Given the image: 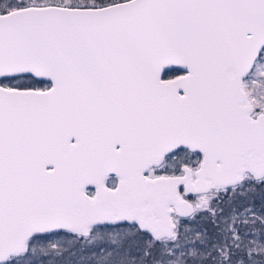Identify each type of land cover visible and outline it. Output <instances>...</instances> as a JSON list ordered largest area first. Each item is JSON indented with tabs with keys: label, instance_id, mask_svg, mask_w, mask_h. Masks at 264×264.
<instances>
[{
	"label": "snow or ice",
	"instance_id": "1",
	"mask_svg": "<svg viewBox=\"0 0 264 264\" xmlns=\"http://www.w3.org/2000/svg\"><path fill=\"white\" fill-rule=\"evenodd\" d=\"M0 264H264V0H0Z\"/></svg>",
	"mask_w": 264,
	"mask_h": 264
}]
</instances>
